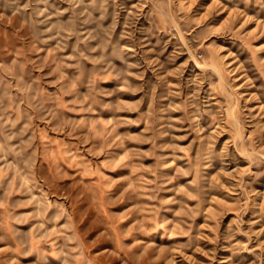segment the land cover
<instances>
[{
	"label": "rangeland",
	"instance_id": "1",
	"mask_svg": "<svg viewBox=\"0 0 264 264\" xmlns=\"http://www.w3.org/2000/svg\"><path fill=\"white\" fill-rule=\"evenodd\" d=\"M0 264H264V0H0Z\"/></svg>",
	"mask_w": 264,
	"mask_h": 264
}]
</instances>
